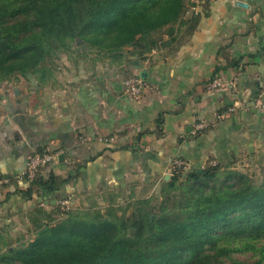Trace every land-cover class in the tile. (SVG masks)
Returning a JSON list of instances; mask_svg holds the SVG:
<instances>
[{"label": "crops", "instance_id": "obj_1", "mask_svg": "<svg viewBox=\"0 0 264 264\" xmlns=\"http://www.w3.org/2000/svg\"><path fill=\"white\" fill-rule=\"evenodd\" d=\"M222 45L242 67L222 70L224 84L210 88L216 65L226 63L219 55ZM130 73L150 86L141 97L124 91ZM62 80L35 92L22 86L1 91L0 252L18 245L17 232L21 237L34 231L31 211L36 205L51 211L57 196L68 197L72 207L93 202L105 207L104 197L124 201L132 190L136 197L159 195L162 182L172 177L175 157L203 169L210 161L235 165L244 155L263 154L264 0H213L197 30L176 50L156 48L143 57L126 53L125 62L105 58L89 72ZM257 101L262 105L255 106ZM210 119L214 125L196 131L198 121ZM105 136L115 139H100ZM128 144L138 148L121 147ZM43 145L60 151L43 174L73 176L57 191L26 199L19 190L29 181L18 175Z\"/></svg>", "mask_w": 264, "mask_h": 264}, {"label": "trees", "instance_id": "obj_2", "mask_svg": "<svg viewBox=\"0 0 264 264\" xmlns=\"http://www.w3.org/2000/svg\"><path fill=\"white\" fill-rule=\"evenodd\" d=\"M212 1L0 0V86L30 75L55 86L63 55L77 61L93 52L96 65L105 58L125 62L126 53L176 50ZM227 46L219 49L226 63L218 62L210 81L228 67H242ZM157 122L162 127L164 112ZM45 151L58 149L43 145L32 155ZM46 165L19 190L26 199L57 191L73 176H46ZM233 166L210 161L198 171L171 165L172 177L159 195L136 197L132 190L125 205L104 197L105 207L93 202L63 210L60 199L66 196H57L51 211L33 208L35 236L0 252V264H264V181L255 183Z\"/></svg>", "mask_w": 264, "mask_h": 264}, {"label": "rangeland", "instance_id": "obj_3", "mask_svg": "<svg viewBox=\"0 0 264 264\" xmlns=\"http://www.w3.org/2000/svg\"><path fill=\"white\" fill-rule=\"evenodd\" d=\"M95 53H89L87 56H78L77 61H74L73 59H70L68 55H63L60 60H58V71H57V79L58 84L53 85H40L38 84L37 80L32 76L27 77H20V78H13L12 80L6 81L0 86V94L2 89L7 86L9 88L22 86L24 89L28 88L30 91L35 92L37 89H42L46 87H56L60 86L63 82L62 78L66 77L68 74H76L79 72H89L92 69L93 61L92 58L95 57ZM92 65V66H91ZM97 65V64H96ZM1 108V107H0ZM0 114H2V110L0 109ZM235 165L233 166L234 169L244 172L255 182V183H261L264 181V153H254V154H248L242 156V158H239L237 161H235ZM128 200L122 201V204H126ZM132 207L129 209L128 212H130ZM23 233V232H22ZM14 238V242L18 245L27 243L30 241L34 236L35 233L32 230H29L28 232H24L21 237L20 233H16ZM244 258L245 256H241ZM230 264V263H228Z\"/></svg>", "mask_w": 264, "mask_h": 264}, {"label": "built area", "instance_id": "obj_4", "mask_svg": "<svg viewBox=\"0 0 264 264\" xmlns=\"http://www.w3.org/2000/svg\"><path fill=\"white\" fill-rule=\"evenodd\" d=\"M224 84L221 77H216L209 82L210 88H217ZM147 87H150L147 81L139 74L129 75L124 79V91L128 95H131L135 98L141 97ZM262 105L261 102L257 101L255 106ZM235 107H229V111H234ZM221 116V115H220ZM215 119L210 120H201L198 121L195 125L196 131L209 128L215 124ZM103 141H113L115 137L112 136H105L100 138ZM60 151L52 152V151H45V152H37L30 156L29 161L27 163L26 168L21 171L18 175V178L21 180H32L36 174L38 168L42 165H46L52 163L53 161L57 160L59 157ZM172 165L184 166L189 167L188 162L182 158L175 157L172 161ZM60 204L63 210L69 209L71 206L70 199L68 197H64L60 199Z\"/></svg>", "mask_w": 264, "mask_h": 264}, {"label": "water", "instance_id": "obj_5", "mask_svg": "<svg viewBox=\"0 0 264 264\" xmlns=\"http://www.w3.org/2000/svg\"><path fill=\"white\" fill-rule=\"evenodd\" d=\"M242 4H244V3H242ZM65 153H62L61 155H60V158H64L65 157ZM202 169H198V171H201ZM169 178V175L166 177V179H168ZM56 201V200H55Z\"/></svg>", "mask_w": 264, "mask_h": 264}]
</instances>
